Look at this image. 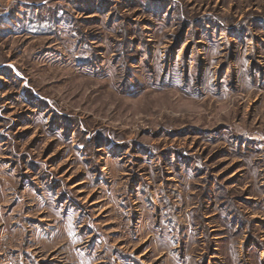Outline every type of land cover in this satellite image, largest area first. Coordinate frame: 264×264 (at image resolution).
I'll return each instance as SVG.
<instances>
[{"label":"rangeland","instance_id":"374dc122","mask_svg":"<svg viewBox=\"0 0 264 264\" xmlns=\"http://www.w3.org/2000/svg\"><path fill=\"white\" fill-rule=\"evenodd\" d=\"M0 264H264V0H0Z\"/></svg>","mask_w":264,"mask_h":264}]
</instances>
